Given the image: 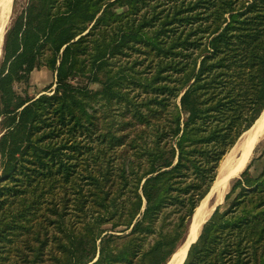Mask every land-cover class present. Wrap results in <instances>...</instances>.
Segmentation results:
<instances>
[{"label": "trees", "instance_id": "obj_1", "mask_svg": "<svg viewBox=\"0 0 264 264\" xmlns=\"http://www.w3.org/2000/svg\"><path fill=\"white\" fill-rule=\"evenodd\" d=\"M4 58L0 264H166L264 109V0H29ZM233 188L183 264H264V167Z\"/></svg>", "mask_w": 264, "mask_h": 264}, {"label": "rangeland", "instance_id": "obj_2", "mask_svg": "<svg viewBox=\"0 0 264 264\" xmlns=\"http://www.w3.org/2000/svg\"><path fill=\"white\" fill-rule=\"evenodd\" d=\"M28 2L29 0H12L10 3V10L8 13L9 16L7 15L5 24L0 32V67L1 65L5 64L4 63L5 61L4 47H5V41H6L7 34L10 32L11 28L17 23V18L21 16L24 10H26L28 6ZM76 27H78V30L80 29L79 24ZM76 39L77 38H75L74 40ZM39 44H40V50H39L40 54L36 58L35 67L30 73L27 74V80L26 78L22 80H17V81L13 80L11 83V91L13 92L15 96L19 97L20 99H26V98L28 99V98L36 97L37 95H39L40 93H42L43 91L47 90L50 87H51L50 90L54 89L56 74L51 69H49V62L54 56L55 47L53 46V44L49 42H45V41ZM60 54H61V51L59 52L58 59L60 58ZM80 58L85 60V56H80ZM57 65L58 63H56V66ZM8 66H9V62H6L5 64L6 70ZM115 66H116V63L113 65V68H115ZM80 80L81 79H78L77 82H80ZM82 83H83L82 85H87L88 90L91 92L98 91L100 89L97 84L89 83V80L86 77L83 78ZM50 90H48V92ZM48 92H46V94L50 95V93ZM91 103H92L91 106L93 107V109H100L99 107L100 103H94V102H91ZM2 108H3V105L0 103V111L2 110ZM0 119H1V114H0ZM1 134L2 132L0 128V136ZM259 141L260 142H258L257 145L255 146L252 156L250 160L247 162V164L245 165V168L243 170V172L247 170L248 177L252 179L257 178L264 167V154H263L264 135ZM231 152L233 151L230 150L224 156L221 162L225 161L226 158L230 156ZM217 174H218V170H217ZM240 176L228 182L227 188L222 197V202L218 206L219 214L224 213L230 207L234 199L240 193L239 188L238 189L233 188L236 180H238Z\"/></svg>", "mask_w": 264, "mask_h": 264}, {"label": "water", "instance_id": "obj_3", "mask_svg": "<svg viewBox=\"0 0 264 264\" xmlns=\"http://www.w3.org/2000/svg\"><path fill=\"white\" fill-rule=\"evenodd\" d=\"M263 117H264V109L262 110L257 120L254 122V124L250 127V129L244 132L240 136L236 144L232 147L231 150L233 152H231L230 154V156H233L231 160L232 162L228 163L227 161H225L224 163V161H222L221 164L219 165L218 174L213 184L211 185L206 196L202 199V201L199 203L198 207L194 211V214L189 222L188 229H187L184 240L179 244V246L177 247L175 252L172 254V256L169 258L166 264H177L181 250L185 247V245L189 243V246H188V250H189L190 246L197 241L202 225L209 219V217L213 213L212 212L209 216L211 207L219 202V200L221 199V197L223 196L227 188L228 182H230L231 180L235 178H238L240 174L243 172L245 167L243 168V170L239 172H237L236 170L238 166V162L241 159V156L243 153V148L246 146V142L249 138V133H251L253 136L255 134L256 135L260 134V136L257 137L258 142L264 135V126L259 124V122L262 120ZM262 126L263 128L260 129ZM199 209H201V212H198ZM215 209L216 207L214 208V210ZM194 237H195V240L191 241V239H193ZM186 256H185V259H186ZM183 263L184 261L182 262V264Z\"/></svg>", "mask_w": 264, "mask_h": 264}, {"label": "bare ground", "instance_id": "obj_4", "mask_svg": "<svg viewBox=\"0 0 264 264\" xmlns=\"http://www.w3.org/2000/svg\"><path fill=\"white\" fill-rule=\"evenodd\" d=\"M11 1L12 0H0V32H1V30H2V28L4 26V24H5V21L7 19V15L9 16L8 13H9V10H10V3H11ZM259 124H261V125L264 126V117L259 122ZM263 126L260 129H262ZM259 136H260V134H257V135L255 134L253 136L251 133H249V138H248V140L246 142V146L243 148V153H242L241 159L239 160L238 166L236 168L237 172L243 170V168L245 167V165L247 164V162L250 160V158L252 156V153H253V150H254L255 146L257 145V143H258V141H257L258 138L257 137H259ZM235 153H236V151H235ZM232 158H233V156L227 157L225 161H227L228 163H230V162H232L231 161ZM225 161H224V163H225ZM222 197L219 200L220 203L218 202L219 204L217 203V204H215V205H213L211 207L210 212H209V216L214 211V208L215 207H218L221 204ZM198 212H201V209H199ZM194 240H195V237L193 239H191V241H194ZM188 246H189V243H187L185 245V247L181 250V253L179 255V260H178L177 264H182V262L184 261L185 256H186L187 251H188Z\"/></svg>", "mask_w": 264, "mask_h": 264}]
</instances>
